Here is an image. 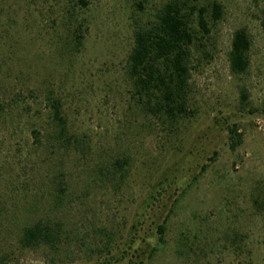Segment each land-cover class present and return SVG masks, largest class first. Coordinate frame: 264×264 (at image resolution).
Masks as SVG:
<instances>
[{
  "label": "rangeland",
  "instance_id": "rangeland-1",
  "mask_svg": "<svg viewBox=\"0 0 264 264\" xmlns=\"http://www.w3.org/2000/svg\"><path fill=\"white\" fill-rule=\"evenodd\" d=\"M168 1L0 0V264H264V0H182L206 9L210 32L192 47L193 115L161 124L138 109L126 69L137 29ZM240 29L250 65L234 75ZM49 97L85 136L83 153L36 143L32 131L45 137L51 124ZM232 124L242 134L234 151ZM37 220L61 224L56 248L21 246Z\"/></svg>",
  "mask_w": 264,
  "mask_h": 264
},
{
  "label": "trees",
  "instance_id": "trees-1",
  "mask_svg": "<svg viewBox=\"0 0 264 264\" xmlns=\"http://www.w3.org/2000/svg\"><path fill=\"white\" fill-rule=\"evenodd\" d=\"M211 8L213 19H220L221 7L214 3ZM206 14L207 11L203 7L194 6L190 11L182 0H170L161 7L154 24L147 28L140 27L135 33V45L128 55L126 69L131 83L132 98L141 112L161 124L177 123L193 115L189 107L190 62L193 45L210 32ZM83 37L84 29L79 24L73 31L71 43L76 51L82 47ZM250 46L251 41L246 30L240 29L233 34L228 53V64L232 74L242 75L248 70ZM48 99L51 124L48 131L46 130L45 137H41L37 130L32 131L36 143L44 139L51 149L61 151L64 155L70 152L71 148L83 153L85 148H88L85 136L80 137L71 131L60 100L50 97ZM238 130L236 124L227 128L229 148L232 151L242 143V134ZM127 164V159L115 160V172L119 174V178L126 176ZM65 177L64 171L61 170L54 181L58 202L62 201L61 196L67 190ZM61 229L60 223L37 220L23 230L21 246L28 249L56 248L62 239ZM164 232L163 226L157 227L160 242H163Z\"/></svg>",
  "mask_w": 264,
  "mask_h": 264
}]
</instances>
